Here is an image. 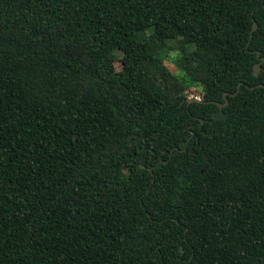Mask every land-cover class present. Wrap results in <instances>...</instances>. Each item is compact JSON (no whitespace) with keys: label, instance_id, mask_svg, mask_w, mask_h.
Listing matches in <instances>:
<instances>
[{"label":"trees","instance_id":"obj_1","mask_svg":"<svg viewBox=\"0 0 264 264\" xmlns=\"http://www.w3.org/2000/svg\"><path fill=\"white\" fill-rule=\"evenodd\" d=\"M263 57L264 0H0V264H264Z\"/></svg>","mask_w":264,"mask_h":264},{"label":"water","instance_id":"obj_2","mask_svg":"<svg viewBox=\"0 0 264 264\" xmlns=\"http://www.w3.org/2000/svg\"><path fill=\"white\" fill-rule=\"evenodd\" d=\"M257 28H258L257 22L254 21L252 32H251V37L253 36V33L255 30H257ZM260 54H261L260 51H258V56ZM263 61H264V57H263V59H261L259 62H257L254 65V74L256 76H258L260 74V72L262 71V62ZM242 84H243V82L238 85L237 91L235 93H231V95H236L240 91ZM262 86H264V85H262ZM224 97H225V102H216L219 106V110L214 111L212 114L213 118H215V119H226L229 117V113L224 111V108L229 105V99H228V93L227 92L224 93ZM191 100H199L200 101L201 99L200 98H191Z\"/></svg>","mask_w":264,"mask_h":264},{"label":"rangeland","instance_id":"obj_3","mask_svg":"<svg viewBox=\"0 0 264 264\" xmlns=\"http://www.w3.org/2000/svg\"><path fill=\"white\" fill-rule=\"evenodd\" d=\"M215 34V32H214ZM217 37H219L218 34H215ZM178 43L176 41H170L168 43V51L167 52V58L165 59V63L170 67V69H172L173 71L177 70V67L174 63L173 58L178 56ZM117 66L120 68L121 67V63L119 62L117 64ZM204 92V86H194L192 87L189 91L188 94L190 97L193 98H200V96L202 95V93Z\"/></svg>","mask_w":264,"mask_h":264}]
</instances>
